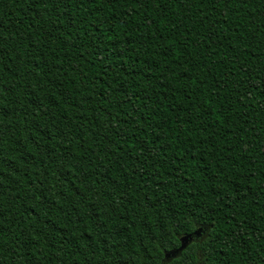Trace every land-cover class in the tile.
Masks as SVG:
<instances>
[{
	"label": "trees",
	"instance_id": "obj_1",
	"mask_svg": "<svg viewBox=\"0 0 264 264\" xmlns=\"http://www.w3.org/2000/svg\"><path fill=\"white\" fill-rule=\"evenodd\" d=\"M0 264H264V0H0Z\"/></svg>",
	"mask_w": 264,
	"mask_h": 264
},
{
	"label": "water",
	"instance_id": "obj_2",
	"mask_svg": "<svg viewBox=\"0 0 264 264\" xmlns=\"http://www.w3.org/2000/svg\"><path fill=\"white\" fill-rule=\"evenodd\" d=\"M195 234L198 235L199 232L197 231ZM192 240H193L192 235L182 237L181 240H180V242H181L180 248L178 250H176V251H172V252L166 254V257L167 258H169L170 256L177 257L184 250L187 249V247L189 246V244L191 243Z\"/></svg>",
	"mask_w": 264,
	"mask_h": 264
}]
</instances>
